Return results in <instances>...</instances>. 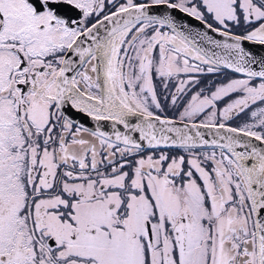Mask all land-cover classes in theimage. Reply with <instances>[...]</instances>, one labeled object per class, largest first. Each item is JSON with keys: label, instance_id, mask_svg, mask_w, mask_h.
I'll return each instance as SVG.
<instances>
[{"label": "snow or ice", "instance_id": "1", "mask_svg": "<svg viewBox=\"0 0 264 264\" xmlns=\"http://www.w3.org/2000/svg\"><path fill=\"white\" fill-rule=\"evenodd\" d=\"M258 50L264 0H0V264H264Z\"/></svg>", "mask_w": 264, "mask_h": 264}, {"label": "water", "instance_id": "2", "mask_svg": "<svg viewBox=\"0 0 264 264\" xmlns=\"http://www.w3.org/2000/svg\"><path fill=\"white\" fill-rule=\"evenodd\" d=\"M178 18L188 19V18H184V17H182L181 14H178ZM188 22L190 23V25H191L193 31H199V30H201L202 26L199 24V22H197V21H195V20H188ZM257 55H258V56H259V55H264V50H258V51H257ZM202 131H205V132H206V130H202Z\"/></svg>", "mask_w": 264, "mask_h": 264}, {"label": "rangeland", "instance_id": "3", "mask_svg": "<svg viewBox=\"0 0 264 264\" xmlns=\"http://www.w3.org/2000/svg\"><path fill=\"white\" fill-rule=\"evenodd\" d=\"M214 79H215L214 76H209V77L205 78V82L207 83V81H211V80H214Z\"/></svg>", "mask_w": 264, "mask_h": 264}]
</instances>
